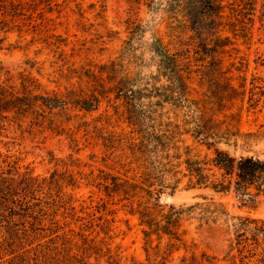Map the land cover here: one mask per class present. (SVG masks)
Segmentation results:
<instances>
[{
  "label": "trees",
  "instance_id": "1",
  "mask_svg": "<svg viewBox=\"0 0 264 264\" xmlns=\"http://www.w3.org/2000/svg\"><path fill=\"white\" fill-rule=\"evenodd\" d=\"M167 2L170 10L184 13L194 32L196 70L183 38L160 28L154 30L150 44L155 72H135L119 59L95 64L91 60L78 76L79 87L59 95L50 94L31 72L18 77L0 70V138L17 126L66 130L71 148L79 153L69 124L81 112L99 111L104 101L132 129L106 136V126L97 123L105 146L117 148L121 155L106 156L109 170L80 176L69 168L74 163L67 162L65 170L38 174L12 149L4 151L7 143L0 139V264H122V254L110 242L113 220L107 216L118 212L110 204L121 205L139 221L147 263L133 264H167L181 250L185 251L181 264H264V218L236 213L207 194L194 204L162 202L185 179L188 189L233 194L241 210L255 209L264 196V158L236 156L221 148L233 140L237 145L242 133L234 124L239 123V114L227 111L247 93L246 80L240 86L233 82V69L249 67L245 59L240 67L227 64L226 57L240 51L237 40L250 39L258 0ZM259 17L264 24V3ZM260 59L264 65V55ZM194 71L207 86L204 92L191 86ZM166 106L175 114L167 120ZM60 114L68 117L62 121ZM199 146L212 153L203 155ZM118 157L125 161L120 163L122 170L114 166ZM81 179L99 188L104 194L101 203L78 204L74 189ZM195 221L198 230L224 225L233 234L223 255L198 251L197 243L188 242L184 226Z\"/></svg>",
  "mask_w": 264,
  "mask_h": 264
},
{
  "label": "rangeland",
  "instance_id": "2",
  "mask_svg": "<svg viewBox=\"0 0 264 264\" xmlns=\"http://www.w3.org/2000/svg\"><path fill=\"white\" fill-rule=\"evenodd\" d=\"M263 3L264 0H258V12L250 39L237 40L240 51L233 50V55L230 56V52L226 57L227 64L236 62L240 67V61L245 59L249 66L243 68L245 71L233 69L231 74L236 86L245 80L247 82L245 100L236 101L234 107L227 111L229 114H239V123L234 122L242 132L238 144H234L233 140L230 145H221V148L236 156L255 154L264 158V65L260 59L264 55V24L259 17ZM157 28L163 33L174 31L183 38L187 44L185 48L191 50L188 54L196 70L198 62L194 57V32L184 13L170 10L167 0H156L154 5L149 0H0V70L2 73L10 70L18 77L21 73L31 72L50 94L59 95L79 87L78 76L90 67L91 60L95 64L119 59L131 64L135 72H155L157 61L150 44ZM201 77L200 73L194 71L191 86L204 92L207 86ZM1 78H5L4 75ZM207 79L215 80L214 76ZM165 111V120L175 116L170 106H166ZM80 115L78 118L73 117L69 124L79 141V153L71 148L66 130L56 132L49 128L21 129L18 126L0 138L7 143L2 145L4 151L12 149L13 153L19 154L23 164L30 165L38 174L65 170V162L74 163L69 168L78 176L80 172L88 175L92 170L96 174L100 173V169L109 170L105 166L106 156H120L121 151L105 146L101 137L103 133L95 125H105L106 136L129 133L131 127L105 101L99 111L81 112ZM66 117L68 115L60 114L58 119L64 121ZM220 118L225 119L224 114H220ZM199 150L203 155L212 153L206 147L199 146ZM115 160L118 162L114 164L116 170H122L120 163H124V159L118 157ZM109 162L114 163L112 160ZM167 182L174 183L170 179ZM186 185L187 179L173 193L164 195L166 198L163 196L162 202L194 204L202 200V194H207L229 204L236 213H250L254 217L264 218V196L255 209L241 210L233 194H214L211 191L188 189ZM168 192H172V189L169 188ZM74 193L80 200L79 205H98L104 197L99 188L89 185L86 179H81L80 187L75 188ZM109 206L118 209L116 214L107 217L113 220V239L110 242L122 254V264H133V260L147 263L138 219L129 215L121 205ZM184 228L188 229L186 239L189 243H197L198 251L207 250L216 255L225 253L233 237L224 225L198 230L195 221L186 223ZM184 254V250L175 252L167 264H181Z\"/></svg>",
  "mask_w": 264,
  "mask_h": 264
},
{
  "label": "water",
  "instance_id": "3",
  "mask_svg": "<svg viewBox=\"0 0 264 264\" xmlns=\"http://www.w3.org/2000/svg\"><path fill=\"white\" fill-rule=\"evenodd\" d=\"M164 198H166V196H164Z\"/></svg>",
  "mask_w": 264,
  "mask_h": 264
}]
</instances>
